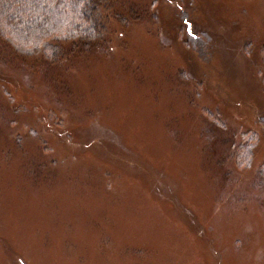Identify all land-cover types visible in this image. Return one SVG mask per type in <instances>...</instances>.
I'll return each instance as SVG.
<instances>
[{
  "label": "rangeland",
  "instance_id": "374dc122",
  "mask_svg": "<svg viewBox=\"0 0 264 264\" xmlns=\"http://www.w3.org/2000/svg\"><path fill=\"white\" fill-rule=\"evenodd\" d=\"M97 15L50 58L0 37V264H264V0Z\"/></svg>",
  "mask_w": 264,
  "mask_h": 264
},
{
  "label": "trees",
  "instance_id": "16d2710c",
  "mask_svg": "<svg viewBox=\"0 0 264 264\" xmlns=\"http://www.w3.org/2000/svg\"><path fill=\"white\" fill-rule=\"evenodd\" d=\"M100 5L101 0H0V37L21 54L50 58L54 42L100 37ZM254 139L237 150L240 165L249 162Z\"/></svg>",
  "mask_w": 264,
  "mask_h": 264
}]
</instances>
